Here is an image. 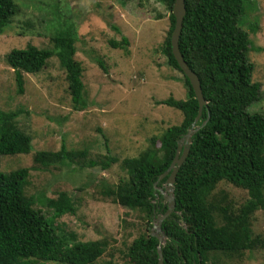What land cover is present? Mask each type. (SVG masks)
Listing matches in <instances>:
<instances>
[{
    "label": "trees",
    "instance_id": "obj_1",
    "mask_svg": "<svg viewBox=\"0 0 264 264\" xmlns=\"http://www.w3.org/2000/svg\"><path fill=\"white\" fill-rule=\"evenodd\" d=\"M168 9V28L161 43L165 64L181 74L186 90L183 99L167 96L154 100L179 111L178 123L160 134L150 135L147 145L134 156L119 159L105 146L104 153L88 157L87 148L35 150L30 167L0 170V264H34L55 261L58 264H95L106 242L102 239H68L52 227V218L75 211L65 191L56 197L25 195L22 187L29 171L51 165H77L78 168L108 169L118 163L122 169L115 184H103L100 193L120 207L141 210L151 224L161 213L164 202L157 191L165 176L157 180L171 161L176 142L189 128L197 112V102L186 77L172 56L169 35L173 27V0H157ZM184 15L177 46L186 65L197 76L205 101L196 125L206 122L191 135L187 154L178 167L173 183L174 209L160 224L164 239L160 244L162 264H234L245 252L264 250V237L250 236V220L257 208L264 211V115L248 112L245 107L258 98L259 83L251 79L247 33L238 25L243 0H183ZM13 0H0V33L15 13ZM76 31L71 23L51 37V48L26 44L12 48L4 61L14 74L17 93H22L21 72L36 73L50 56L64 70L70 101L77 109L82 101V68L73 58ZM109 39L111 47L125 48L127 39ZM99 67L104 66L97 60ZM21 109H0V156L27 154L31 138L16 126ZM36 167V168H37ZM157 180V181H156ZM218 181L247 191L240 215L226 211L223 200L211 199L209 192ZM155 182V187L153 184ZM214 184V185H213ZM213 201V204L211 203ZM35 202L51 209L46 217ZM220 209V214L216 211ZM216 215V217L214 216ZM200 221V222H199ZM203 222V223H202ZM157 240L139 234L128 244L125 257L129 264H156Z\"/></svg>",
    "mask_w": 264,
    "mask_h": 264
},
{
    "label": "rangeland",
    "instance_id": "obj_2",
    "mask_svg": "<svg viewBox=\"0 0 264 264\" xmlns=\"http://www.w3.org/2000/svg\"><path fill=\"white\" fill-rule=\"evenodd\" d=\"M13 2L15 13L0 33V109H21L16 126L30 136L31 148L27 154L0 156V170L30 167L35 150L55 151L61 142L67 148H87L88 157L104 153L105 146L119 159L134 156L147 145L150 135L179 122L178 110L154 103L169 95L175 99L186 96L181 74L165 64L160 51L169 24L164 4L157 0ZM237 22L247 33L251 79L259 83L258 98L245 109L264 115V0H243ZM66 23L75 28L73 58L82 68L83 105L77 109L70 101L65 73L56 57L50 56L36 73L21 72L20 94L13 71L4 61L6 52L26 44L51 48L50 37ZM122 36L127 39L125 48L108 44L109 39L120 41ZM36 167L29 171L23 193L54 198L65 191L75 208L73 214L52 218L54 231L68 239V245L69 233L82 241L104 240L105 248L95 264H129L126 247L137 235L147 233L151 224L141 210L120 207L100 193L103 184L113 185L123 176L118 163L105 170L74 164ZM209 196L219 205L223 200L226 211L234 210L237 215L248 199L245 189L223 181L212 186ZM35 207L44 216L51 215L43 203L35 202ZM219 214L220 209L216 211ZM249 220L250 236L264 237V211L257 208ZM234 264H264V250L247 251Z\"/></svg>",
    "mask_w": 264,
    "mask_h": 264
},
{
    "label": "water",
    "instance_id": "obj_3",
    "mask_svg": "<svg viewBox=\"0 0 264 264\" xmlns=\"http://www.w3.org/2000/svg\"><path fill=\"white\" fill-rule=\"evenodd\" d=\"M170 11L174 19L173 27L169 35L170 50L173 58L177 63V66L179 67L182 74L188 80V83L192 89L194 98L196 99L197 102V112L193 117V120L190 123L189 128L180 138H178L173 157L169 162L168 166L157 177V180H159L165 176L162 185L156 188L157 191L162 196L165 208L161 213H159L154 218H152L151 229L149 230V234L154 236L157 240V245L155 249L157 254L156 264H162L160 244L163 242L164 236L160 230V224L161 221L165 217H167L174 209L173 183L175 180V174L177 172L178 167L181 165L187 154L189 143L191 141V135L206 122V119H204L200 122V124L196 125V121L198 120L201 114V108L204 105L205 101L203 99L199 81L196 74L186 65V63L182 59V56L177 46L178 34L181 28L182 17L185 12L183 0H173ZM153 187H155V182L153 184Z\"/></svg>",
    "mask_w": 264,
    "mask_h": 264
}]
</instances>
